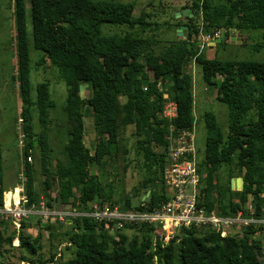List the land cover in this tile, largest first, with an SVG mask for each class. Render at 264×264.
I'll return each instance as SVG.
<instances>
[{"label": "trees", "instance_id": "obj_1", "mask_svg": "<svg viewBox=\"0 0 264 264\" xmlns=\"http://www.w3.org/2000/svg\"><path fill=\"white\" fill-rule=\"evenodd\" d=\"M15 27L14 48L18 94L21 102L20 119L25 137L24 192L28 201L38 203L39 194L33 186V166L27 161L34 143L38 147L39 167L43 176L45 203L59 207L70 204L83 210L88 201H107L120 209L132 208L128 196L115 198L112 183H102L90 166H103L107 158L117 153L122 133L132 125L137 151L142 157L144 172L140 182L148 192L137 210H150L168 200L163 182L170 134L191 130L193 127L192 77L183 70L187 60L200 65L202 78L208 85L217 86L216 98L227 106L228 118L224 133L212 112L203 119L206 138L203 157L196 161L198 202L207 209L216 208L223 216H233L248 202L260 215L264 187V62L208 58L196 43L195 36L213 35L220 29L229 36L231 28L238 31L261 30L264 36V0H192L185 18L187 38L170 41L159 52H154L156 39L143 36L148 26L143 15L133 16L134 4L115 0H12ZM29 6L26 7V3ZM30 15L32 46L42 52L38 63L48 59L58 70L67 88L63 111L67 124V141L62 150L63 160L49 167L51 146L47 132L53 102L46 82L36 85L35 99L30 97L28 38L26 14ZM195 13L201 25L194 22ZM103 23L126 25L124 33L104 34ZM140 28V31L132 30ZM151 73V78L149 73ZM219 74L221 80L215 76ZM218 82V83H217ZM81 84L90 90L87 97L80 94ZM161 85V87L159 86ZM171 100L175 114H162L165 102ZM91 112L97 140L92 148L85 146L84 108ZM36 112L41 130L36 133L31 123ZM169 133V134H168ZM168 134V135H167ZM152 143L160 144L154 151ZM229 169L228 179H242L241 189L233 190L229 180L218 185L219 168ZM2 183L0 155V206L7 190ZM54 191L55 196L50 195ZM17 197V195H16ZM140 200V198H139ZM4 217L10 215L4 214ZM4 217L0 225L5 223ZM69 229L63 231L66 249L71 257L60 264H260L262 244L253 237L255 228H243L241 235L221 237L216 231L202 227H179L167 242L153 234V227L144 223L125 225L137 229L127 235L116 231L117 240L108 234L100 222L86 216H70ZM11 225V224H10ZM13 225H11L12 227ZM53 226L47 223L48 230ZM25 227L22 220L20 229ZM13 228V227H12ZM18 229V230H20ZM18 237V247L35 254L38 236L30 240L13 228L9 235L0 229V256L3 245L10 246ZM54 254H51L50 261Z\"/></svg>", "mask_w": 264, "mask_h": 264}, {"label": "rangeland", "instance_id": "obj_2", "mask_svg": "<svg viewBox=\"0 0 264 264\" xmlns=\"http://www.w3.org/2000/svg\"><path fill=\"white\" fill-rule=\"evenodd\" d=\"M120 2H132L134 4L133 16L138 18L143 15L144 20L149 23L145 26V30L140 33L143 36H153L156 39L153 46L154 52H159L170 41L176 39L187 38L186 23L189 21L185 18V9L192 3V0H115ZM215 4L222 3L223 0H211ZM29 3H26V7ZM189 10V9H188ZM189 12V11H188ZM192 16V14H191ZM194 22L201 25V17L199 13H195ZM178 28L181 29L178 33ZM129 28L122 24L103 23L101 31L104 34L124 33ZM132 30L140 31V28ZM26 32L28 38V65H29V82L30 97L35 99L36 85L39 82H46L49 98L53 102V108L50 111L49 131L47 132L48 141L51 146V156L49 167H53L52 162L55 160H63V146L67 141V124L63 106L67 95L66 84L59 77L58 70L55 66L45 59L42 63H38L42 52L32 46L31 40V24L30 15L26 14ZM14 21H13V2L12 0H0V155L2 163V187L9 189L13 193V185L16 188L23 184L25 178L24 167L25 162L22 156V148L25 137L22 129V121L20 119L21 102L18 94L17 81L14 78L16 72L15 48H14ZM234 33L239 41H230L229 36L224 34V38L215 42L209 47L208 42H202L200 35L195 36L197 44L208 58L216 57L227 60H252L264 62V36L261 30H235L228 32ZM183 70L189 72L192 77V95H193V144L196 153V161L203 157L206 127L203 114L206 111L212 112L216 122L221 130L226 132L228 110L227 106L220 102L217 98V86L208 85L202 78V70L193 60H187L183 64ZM149 77L151 73L148 71ZM217 81L221 80V76H215ZM218 83V82H217ZM161 87V85H159ZM90 90L87 85L80 86V94L87 97ZM171 100L165 102V111L172 112ZM84 134L83 141L86 147L92 148L97 140V135L93 128L91 112L88 107L84 108ZM31 123L34 125V131L38 133L41 127L38 125L36 112H32ZM132 125H127L122 133L121 143L117 153L112 158H107L103 166L92 164L90 171L98 174L102 183H112L116 189L114 197L119 198L128 196L131 200L132 207L145 201L148 192L142 188L140 182L144 172L142 169V157L137 151L135 144V136L133 135ZM169 134V133H168ZM167 134V135H168ZM154 151L161 150V145L152 143ZM38 147L34 143V148L29 155L30 160L27 161L33 166V186L39 194V199H44L43 194V176L39 167ZM235 175L236 167L234 165L221 166L219 168L218 185H225L228 179L227 171ZM16 191V190H15ZM50 195L55 196V192L49 190ZM12 193V194H13ZM25 193V192H24ZM11 194V195H12ZM8 192L3 193V198L11 197ZM16 199V193L14 194ZM140 198V200H139ZM109 203V202H107ZM57 204V203H56ZM66 206H69L65 204ZM63 205V206H65ZM59 206V205H58ZM55 210L63 209L64 207ZM118 206V205H117ZM217 210L216 208H214ZM5 223L0 225V229L4 230L5 235H9L14 228L16 234L22 231L28 234L30 240L38 236L36 245L38 246L35 254H29L24 248L18 247L19 240L15 236L11 240L10 246L3 245V253L0 256V264H60L61 261L71 257V250L66 249L63 231L69 229V221L64 218L51 219L53 226L48 230L45 228L47 222L42 221L40 216L29 215L23 219L25 227L18 230L11 222V217H4ZM13 225L11 227V225ZM127 235L136 233L137 229H122ZM238 231L235 235H241L243 228L237 227ZM175 232V231H174ZM253 237L259 239L262 244V254L259 256V263L264 264V229L257 228ZM54 254L53 260L50 261L51 254Z\"/></svg>", "mask_w": 264, "mask_h": 264}, {"label": "built area", "instance_id": "obj_3", "mask_svg": "<svg viewBox=\"0 0 264 264\" xmlns=\"http://www.w3.org/2000/svg\"><path fill=\"white\" fill-rule=\"evenodd\" d=\"M202 34V42H208L214 35ZM171 111L162 114L172 118L175 114V105L171 102ZM193 127L191 130L176 131L170 134L166 164L163 170V182L168 200L158 207L150 210L120 209L117 205H110L107 201H88L86 208L77 210L69 206L60 208L58 204L46 205L40 199L38 203L29 202L24 193L23 184L18 186L17 198L14 193L7 199H2L0 206V219L4 214L11 217L15 228L19 229L20 223L29 215L40 216L42 221L51 222V219L59 218L64 220L70 216L90 217L102 224L103 229L117 240L116 231L127 224L144 223L153 227V234L162 242H167L179 227H202L216 231L221 237L235 235L237 227L245 228L251 226L255 229H264V187L259 193L263 199L260 208V215L255 214L254 206L248 202L243 209H239L233 216H223L214 208L207 209L201 202H198V175L196 172V153L193 144ZM28 160L30 157L27 156ZM25 178L23 179V183ZM16 187H13L15 192ZM9 193L11 191H8ZM5 194V192H4ZM143 205V202L138 203ZM69 221V220H67ZM53 224V222H51Z\"/></svg>", "mask_w": 264, "mask_h": 264}, {"label": "water", "instance_id": "obj_4", "mask_svg": "<svg viewBox=\"0 0 264 264\" xmlns=\"http://www.w3.org/2000/svg\"><path fill=\"white\" fill-rule=\"evenodd\" d=\"M188 11H189L188 9H185L184 12H188ZM189 15L191 16V13H189ZM180 30L181 29L178 28V33H180ZM230 30L231 31H234V28L232 27ZM224 34H225V30L224 29L218 30L217 35H214L213 38H211L208 41L209 47H211L215 42L222 40L224 38ZM229 38H230V41H239L238 40L239 38L236 37L234 33H231L230 36H229ZM241 185H242V179L240 177H235V178H232L230 180V187L233 190H239V189H241Z\"/></svg>", "mask_w": 264, "mask_h": 264}, {"label": "crops", "instance_id": "obj_5", "mask_svg": "<svg viewBox=\"0 0 264 264\" xmlns=\"http://www.w3.org/2000/svg\"><path fill=\"white\" fill-rule=\"evenodd\" d=\"M188 9V8H187ZM84 85H86V84H84ZM81 86H82V84H81ZM12 187H16L15 185H13ZM7 191L6 192H8V191H11V190H9V189H6ZM9 193V192H8ZM13 192L11 191L9 194L11 195ZM16 193V195H17V188H16V191L14 192V194Z\"/></svg>", "mask_w": 264, "mask_h": 264}, {"label": "bare ground", "instance_id": "obj_6", "mask_svg": "<svg viewBox=\"0 0 264 264\" xmlns=\"http://www.w3.org/2000/svg\"><path fill=\"white\" fill-rule=\"evenodd\" d=\"M19 190H18V187H17V192H18Z\"/></svg>", "mask_w": 264, "mask_h": 264}]
</instances>
